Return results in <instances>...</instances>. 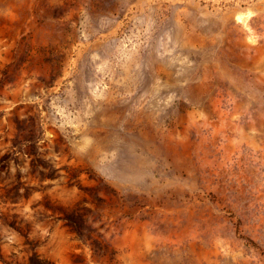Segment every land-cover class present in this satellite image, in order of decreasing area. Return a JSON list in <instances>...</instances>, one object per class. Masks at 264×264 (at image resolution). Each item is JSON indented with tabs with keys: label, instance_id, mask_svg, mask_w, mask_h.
I'll use <instances>...</instances> for the list:
<instances>
[{
	"label": "rangeland",
	"instance_id": "374dc122",
	"mask_svg": "<svg viewBox=\"0 0 264 264\" xmlns=\"http://www.w3.org/2000/svg\"><path fill=\"white\" fill-rule=\"evenodd\" d=\"M0 264H264V0H0Z\"/></svg>",
	"mask_w": 264,
	"mask_h": 264
}]
</instances>
